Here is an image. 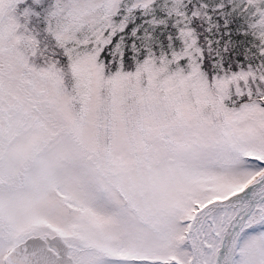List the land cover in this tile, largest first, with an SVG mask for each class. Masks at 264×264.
<instances>
[{
    "label": "snow or ice",
    "instance_id": "6c2138e0",
    "mask_svg": "<svg viewBox=\"0 0 264 264\" xmlns=\"http://www.w3.org/2000/svg\"><path fill=\"white\" fill-rule=\"evenodd\" d=\"M0 264H264V0H0Z\"/></svg>",
    "mask_w": 264,
    "mask_h": 264
},
{
    "label": "trees",
    "instance_id": "16d2710c",
    "mask_svg": "<svg viewBox=\"0 0 264 264\" xmlns=\"http://www.w3.org/2000/svg\"><path fill=\"white\" fill-rule=\"evenodd\" d=\"M208 2H209V4H212V3H215V0H208ZM170 6V5H169ZM158 7H159V5H158ZM235 19V18H234ZM221 23H222V21H221Z\"/></svg>",
    "mask_w": 264,
    "mask_h": 264
}]
</instances>
